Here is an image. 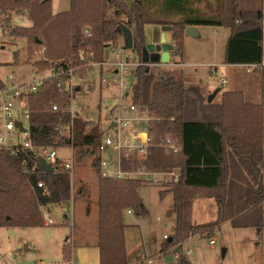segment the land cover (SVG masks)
Here are the masks:
<instances>
[{
  "label": "trees",
  "instance_id": "1",
  "mask_svg": "<svg viewBox=\"0 0 264 264\" xmlns=\"http://www.w3.org/2000/svg\"><path fill=\"white\" fill-rule=\"evenodd\" d=\"M214 3V13L205 14L193 3ZM241 0H69L66 11L53 13L51 1L0 0V27L12 38L23 39L28 59L36 72L48 71L36 91L28 94L27 139L32 147L69 149L76 162L90 161L97 181L98 264H129L125 248L123 216L130 211L146 216L138 189L148 184L138 178L101 176L98 146L102 138L99 121L72 117L68 112L70 75L85 78L93 64L104 62L105 50L118 47L121 27L132 36L131 52L138 66L130 104L147 114L150 143L144 159L133 162L150 173L175 172L176 180L163 183V197L171 194L176 214L173 235L155 257L179 247L176 264H188L181 255L183 242L193 236L211 238L221 224L232 228L264 226V100L247 102L239 91H220V101L207 103L204 88L179 74L154 70L158 64L145 60L146 26L170 27L171 53L181 57L186 27L225 28L229 31L223 64L252 69L263 60V13L243 10ZM26 17L27 27H11L13 15ZM175 17V20H170ZM88 30L90 36H84ZM119 48V47H118ZM13 60L17 62L15 53ZM170 63H174L170 61ZM152 67V69H151ZM6 86L0 80V92ZM74 93V90H73ZM70 128V136L63 130ZM170 139L173 152L165 146ZM30 151L0 147V228H41L42 210L61 206L71 199V172L57 159L51 172L38 167ZM128 161L122 169L129 170ZM41 183L42 187H38ZM78 194H83L78 189ZM210 199L214 221L195 224L190 209L194 200ZM63 261H71V248L62 247ZM151 259V258H149Z\"/></svg>",
  "mask_w": 264,
  "mask_h": 264
},
{
  "label": "rangeland",
  "instance_id": "2",
  "mask_svg": "<svg viewBox=\"0 0 264 264\" xmlns=\"http://www.w3.org/2000/svg\"><path fill=\"white\" fill-rule=\"evenodd\" d=\"M68 7L69 0L51 1L53 13L66 11ZM193 7L205 14L214 13L215 10L212 1L209 7L204 1L193 3ZM240 7L243 10H262L263 68L246 73L245 68L239 67L238 81L234 77H227L225 73L221 74L224 44L229 31L225 28H217L214 32L212 27H204V33L200 37H191L184 44L185 56L198 62V65L179 67L178 64L176 67H166L159 62L154 65L155 72H168L174 76L180 73H194L189 81L201 85L206 94L207 91L212 90L210 94H207L208 96L219 88L222 91L242 92L247 102L260 101L259 87L264 86V0H241ZM175 19L172 17L170 20ZM10 25L11 27H27L30 26V22L26 17L17 14L12 16ZM122 45L123 39L120 38L118 47L121 48ZM149 46L155 47L154 45ZM15 53L18 56L17 62L13 60ZM124 58H130L136 62L131 50L118 49L117 54L113 56L108 52L104 54V60L107 63L123 61ZM38 60H40L39 53L34 58L28 59L25 40L12 38L9 35V28L0 27V80L7 88L11 87L9 75L13 77L16 86L46 78L48 71L36 72L34 62ZM134 68L131 67L123 75V81L127 85L121 94L119 87L113 84L114 81L118 84L119 79L114 74L115 69L110 65H93L85 78L80 80L73 78V85L78 88V91L74 92L71 104L80 109L73 113L74 116L99 121L103 124L102 129L107 130L111 124L110 112L121 98V107L127 112L131 91L136 82ZM215 68H218L219 72L216 76H211L208 71ZM213 101L215 103L220 101V93L215 95ZM19 120L27 128V122L23 119ZM63 134L66 135V132ZM25 139V135H17L14 131L7 145H18ZM55 152L61 162L72 164L71 199L61 206H49L42 210L44 221L50 219V225L41 228H0V264H98L96 261L98 175L90 167L89 160L76 162L69 149H55ZM100 159L104 161L116 159V154L108 151L102 152ZM262 176L264 183V163ZM149 179L152 182L138 189L147 209V215L137 217L134 214H124L123 216L127 227L124 232L126 251L136 249L135 254H139L138 256L142 258L133 261L135 256L132 253L128 257L129 264H138L145 259L144 255H156L166 238L169 239L173 235L175 228L177 216L170 214L173 208L172 196L171 194L160 196V192L166 190L162 186L163 183L170 181L171 177L158 174L150 175ZM153 180L159 182L154 183ZM78 189H82L83 194H78ZM190 215L195 224L214 221L216 213L213 201L210 199L194 200ZM210 241L213 242L212 246H210ZM66 244L71 248L69 263L63 261L62 258V247ZM181 255L188 264H264V226L261 230L236 229L225 222L211 238L193 236L183 242ZM161 257L162 255L156 258L161 259ZM149 258L153 261L155 256ZM177 262L178 258L171 264ZM153 264L163 263L160 260Z\"/></svg>",
  "mask_w": 264,
  "mask_h": 264
},
{
  "label": "built area",
  "instance_id": "3",
  "mask_svg": "<svg viewBox=\"0 0 264 264\" xmlns=\"http://www.w3.org/2000/svg\"><path fill=\"white\" fill-rule=\"evenodd\" d=\"M83 33L84 36H90L88 30H85ZM118 49L122 50V48H114L113 46H109L106 48L105 53L108 52L110 55H115L117 54ZM93 65H110L115 69L114 74L119 79V81L118 84L116 83V81H114L113 84L119 87V91L121 94L124 87L127 85V83L123 81V75L127 73L131 67L136 68L138 66V63L133 61V59L124 58L123 61H114L110 63L104 61L102 64ZM49 76L50 73L46 76V78ZM73 78L78 80L81 79L70 75L69 79L65 82V87L70 91L71 95L74 94L73 90L75 92L76 89L73 85ZM8 79L11 87H6L4 91L0 92V147L14 152L16 147L21 149L22 146L24 149L33 153L38 159H42L47 165L52 168L55 161L58 159L55 150L32 147L27 139L28 127L25 128L23 122L19 120L23 119L28 122L29 108L26 96L36 91L41 80L16 86L14 84V79L12 76L9 75ZM72 97L70 98L68 112L72 117H77L74 116L73 113L79 111L80 109L79 107H74L71 104ZM261 98L264 100V86L261 90ZM121 100L122 98L110 112V126L107 128V130L102 129L103 134L98 146V152L99 154L107 151L114 152L116 154V159H108L107 161L100 159L101 176L112 179L138 178L150 183L152 182L149 179L150 175L165 174L169 175L171 177V180H176L175 172L150 173L143 165H140L137 168L133 166L134 161L145 158L146 151L150 143V137L147 132V123L149 118L146 113L140 112L136 106L130 103L127 108V112H125L121 107ZM87 120L92 121L89 118H87ZM16 122L21 123L24 132L19 131V129L15 126ZM99 124L102 128L103 124L101 122H99ZM14 131H16L17 135H25L26 139L21 144L8 146V139L12 137ZM64 132H66V135L70 136L69 127L65 128L63 130V133ZM165 146L173 152L176 151V146L170 139H166ZM40 153L41 155H39ZM122 161H128V165L130 167L129 170L122 169ZM63 164L64 169L68 171L72 170L71 163ZM153 182L157 183L159 181L153 180ZM38 187H42V184L39 183ZM126 213L130 214V211H127ZM50 224L51 220L48 219L45 222V225ZM212 245L213 242L210 241V246ZM138 264H153V261L149 258H146L141 262H138Z\"/></svg>",
  "mask_w": 264,
  "mask_h": 264
},
{
  "label": "crops",
  "instance_id": "4",
  "mask_svg": "<svg viewBox=\"0 0 264 264\" xmlns=\"http://www.w3.org/2000/svg\"><path fill=\"white\" fill-rule=\"evenodd\" d=\"M129 1H132V0H129ZM196 3V2H195ZM155 26H146L145 27V35H146V41H147V53L145 55V60H148L149 57H151L154 53H156V47H161L162 45H173L172 44V38H171V30H170V27H163V26H158V33H157V43H153V38L155 39V37L153 36V33H154V28ZM198 36L197 37H200V35H202L204 33V27H194ZM216 29L217 28H213L214 32H216ZM189 38L191 37H188V36H185L184 35V41H183V53H182V56L181 57H176V56H173L171 51L169 52L170 53V61H174V63H169L167 65H163V66H166V67H176L178 64H179V67H194L196 65H198V62L196 63L194 60L190 59V57H186L185 56V53H184V44L187 42L186 40H188ZM226 42V41H225ZM149 45H154L155 47H150ZM224 47H225V44H224ZM120 48V47H119ZM122 48V47H121ZM113 56V55H111ZM105 61V60H104ZM239 67H242V68H245V72L246 73H249V72H252L254 70H260L261 68H263V61H262V64H261V67L258 68V69H252L250 67H243V66H227V65H224L223 63L221 64V70H222V73H225L226 76H230V77H234L237 81H238V68ZM209 74L211 76H216L217 73L219 72L218 71V68H215L213 70H210L208 71ZM181 75H183L182 73H180ZM194 73H187V74H184L183 77H185L186 80H190L192 79V77L194 75H192ZM222 83V80L220 81ZM223 84V83H222ZM262 87V86H261ZM261 87H259V92H260V98L259 100L261 99ZM219 92L222 91L221 89H219ZM212 91V90H211ZM211 91H207V94H210ZM227 91H230V90H227ZM231 91H237V90H231ZM206 92V91H205ZM71 151V150H70ZM264 163V161H263ZM139 197H140V194L138 193ZM141 198V197H140ZM142 200V199H141ZM127 214V213H125ZM132 213L130 212V214L128 215H131ZM65 218H66V215H65ZM46 226V225H45ZM127 228V227H126ZM125 228V229H126ZM189 240V239H188ZM86 250V249H85ZM136 249H132L131 251H126L127 252V256L129 257L130 254L134 253V259L133 261L137 260V259H142L140 256H138L139 254H135V251ZM97 253V254H96ZM96 255H97V263H98V249H96ZM95 254H94V259H95ZM155 254H152V255H144L143 258H149L151 256H154ZM168 255V254H167ZM166 255H163L161 257V259H158V258H153V262H158L161 260V263L164 264V258H165ZM84 259V258H83ZM177 259V255H174L173 256V262ZM132 261V262H133Z\"/></svg>",
  "mask_w": 264,
  "mask_h": 264
},
{
  "label": "water",
  "instance_id": "5",
  "mask_svg": "<svg viewBox=\"0 0 264 264\" xmlns=\"http://www.w3.org/2000/svg\"><path fill=\"white\" fill-rule=\"evenodd\" d=\"M45 1H52V0H45ZM158 26H155L153 28L154 33L153 36L155 37V39L153 38V43H157L158 39H157V33H158ZM121 35H122V39H123V45H122V49L123 50H131L132 49V36H131V32L129 31L128 28L122 26L121 27ZM184 35L188 36V37H197L198 34L195 30V28L193 26H189L185 28L184 31ZM172 49L171 45H162L161 47H156V53H154L151 57H149L150 61L155 62V63H161L162 65H167L170 62V51ZM147 52H145L146 55ZM75 91H78V88L75 89ZM219 92L218 89H216L211 95H209L207 97V103L212 102L213 98L215 97V95ZM15 126L19 129V131L24 132L21 123L16 122ZM38 163V167L45 171V172H51L52 168L47 165L42 159H38L37 161ZM180 252L179 247L174 248L170 254L166 255L164 258V264H171L173 262V256L174 255H178Z\"/></svg>",
  "mask_w": 264,
  "mask_h": 264
}]
</instances>
